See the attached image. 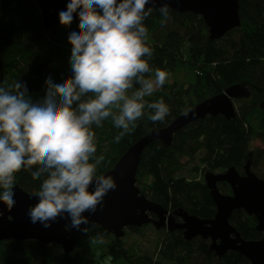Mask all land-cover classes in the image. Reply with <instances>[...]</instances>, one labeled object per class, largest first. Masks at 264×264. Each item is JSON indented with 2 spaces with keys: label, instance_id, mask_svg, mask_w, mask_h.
<instances>
[{
  "label": "trees",
  "instance_id": "trees-1",
  "mask_svg": "<svg viewBox=\"0 0 264 264\" xmlns=\"http://www.w3.org/2000/svg\"><path fill=\"white\" fill-rule=\"evenodd\" d=\"M239 12L241 26L213 40L204 19L191 12L170 10L168 22L161 26L162 17L155 9L144 21L148 29L146 43L153 52L149 60L152 76L160 69L174 78L172 82L167 78L162 88L145 99L151 103L162 98L169 106V114L162 122H153L148 119L153 110L146 106L144 115L135 122L136 127L119 142L115 138L122 129L114 126L111 117L101 127L93 125L95 155L104 157L97 166V176L111 170L123 153L150 130L168 125L195 104L238 85L242 93L235 100V118L207 115L177 131L170 146L161 141L151 143L141 157L137 185L149 199L169 210L183 208L200 218L211 219L216 205L204 181V172L221 173L234 166L244 174L249 161L251 170L264 178V0H239ZM40 21L36 0H0V86L26 82L34 102L45 96L49 76L57 84L71 77L73 46L68 36L77 31L73 22L70 26L59 24L46 29ZM254 140L262 141L263 147L251 148ZM183 158L194 164L190 170L196 177L176 175L185 166ZM40 167L21 168L14 173V185L19 184L33 194L38 192L47 171L40 179H33L31 173ZM219 189L231 193L225 182L219 183ZM3 191L0 187V194ZM176 221H180L178 216ZM229 221L244 239L263 237L257 229V218L242 209L235 210ZM141 229L129 227L128 231L138 233ZM157 230L163 232L164 239L155 256L142 249L136 252L124 237L116 238L95 225L76 236L77 247L69 254L56 243L33 239L0 241V264H100L81 255L78 248H88L90 257L95 241L101 237L103 243L98 242L99 245H107L115 259L124 256L130 264H250L237 251L218 257L210 250L209 239L187 240L183 230L176 228Z\"/></svg>",
  "mask_w": 264,
  "mask_h": 264
},
{
  "label": "clouds",
  "instance_id": "clouds-1",
  "mask_svg": "<svg viewBox=\"0 0 264 264\" xmlns=\"http://www.w3.org/2000/svg\"><path fill=\"white\" fill-rule=\"evenodd\" d=\"M147 6V7H146ZM155 0H70L59 12L62 25L70 26L77 13L79 31L69 33L72 75L57 84L49 76L42 100L29 97L26 82L0 86V201L14 206V173L32 171L43 179L38 198L28 211L32 222H48L67 214L70 227L87 233L86 212L95 213L104 197L117 187L111 176H97L104 160L96 156V133L111 117L122 129L116 142L136 127L144 109L153 110L148 119L162 122L169 106L161 98L149 103L146 97L165 84L167 72L156 69L154 77L144 21L156 9ZM161 26L170 18L167 4L159 6ZM14 89V91H13ZM91 93L92 95H88ZM82 97H87L82 99ZM94 161V162H93ZM95 182L93 190L90 185ZM81 224L86 225L80 229ZM66 227H68L66 225ZM103 243V238L97 241Z\"/></svg>",
  "mask_w": 264,
  "mask_h": 264
},
{
  "label": "water",
  "instance_id": "water-1",
  "mask_svg": "<svg viewBox=\"0 0 264 264\" xmlns=\"http://www.w3.org/2000/svg\"><path fill=\"white\" fill-rule=\"evenodd\" d=\"M40 6L41 25L53 29L61 24L59 12L66 10L70 0H36ZM156 9L167 4L170 10L180 13L191 12L201 16L208 28L209 38L219 39L229 31L241 26L239 0H155ZM147 7V6H146ZM80 9L77 10V13ZM74 13L73 23L79 31V17ZM241 87L230 86L223 92L208 97L176 117L164 127H156L133 143L119 158L115 166L104 174L111 176L117 187L104 197L102 206L95 213L83 215L89 219L90 229L100 225L116 238L125 236L129 227H143L153 224L156 229L183 230L184 238L195 237L210 240V250L218 257L229 251L244 255L250 264H264V178L251 170L250 162L245 164V173L231 166L226 171H206L204 181L216 205V214L203 219L183 208L169 210L149 199L137 185V172L144 150L153 142L161 141L170 146L174 134L185 126L205 118L207 115H222L230 120L235 118V100L241 95ZM225 182L231 193H223L219 183ZM95 182L90 185L93 190ZM15 204L11 208L0 201V241L37 240L45 244L56 243L66 254L77 247L76 236L83 231L70 227L67 214H61L45 227L48 222H32L28 211L35 206L38 198L24 190L19 184L13 185ZM242 209L257 218V229L263 233L259 240L244 239L229 219L235 210ZM176 216L180 221H176ZM66 225L68 227H66ZM86 225L81 224L80 229Z\"/></svg>",
  "mask_w": 264,
  "mask_h": 264
},
{
  "label": "rangeland",
  "instance_id": "rangeland-1",
  "mask_svg": "<svg viewBox=\"0 0 264 264\" xmlns=\"http://www.w3.org/2000/svg\"><path fill=\"white\" fill-rule=\"evenodd\" d=\"M183 74H184V72H182L179 75L182 76ZM173 79H174L173 75L169 74L168 80L170 82H172ZM235 106L236 107L238 106V102H235ZM256 147H263V142L260 140H254L251 143V148H256ZM183 161H185V166L180 171H178L176 175L186 176L189 178L196 177L197 174H195L194 172H191V170H190L192 168V166H194V164H192L190 162L188 163L187 158H183ZM140 187L141 186H139V188ZM141 228H142L141 231L138 233H134L131 231L129 232L127 229L126 230L127 233L124 236V239L127 241L128 246H130V247L133 246L135 248L134 250L136 252H139V250L142 249V251H144V252L149 251L150 254L155 256L156 252H158V248H159L158 245L164 239V234H163V232H160L158 230L156 231L153 224H147ZM105 240H107V239H104V242H106ZM78 251H80L81 255H84L88 258H91V260H94V262H96V263L100 262V264H130L129 261L124 256H121V257L115 259L113 254H111L109 252V247L107 245H105V246L99 245V243L97 241H95V243L93 245L92 255L90 257H89L90 250L88 248L82 249V247H80V248H78ZM165 264H172V263L165 262Z\"/></svg>",
  "mask_w": 264,
  "mask_h": 264
}]
</instances>
